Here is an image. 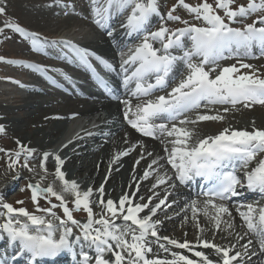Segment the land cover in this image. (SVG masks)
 I'll return each instance as SVG.
<instances>
[{
  "label": "snow or ice",
  "instance_id": "obj_1",
  "mask_svg": "<svg viewBox=\"0 0 264 264\" xmlns=\"http://www.w3.org/2000/svg\"><path fill=\"white\" fill-rule=\"evenodd\" d=\"M53 3L74 11V6L70 2L53 0ZM234 3L235 0H215L213 7L207 0H201L196 5L186 3V0H177V4L168 11L167 19L180 21L184 27L169 29L161 24L156 31L150 32L148 27L151 19L160 16L158 0H89L92 22L106 32L109 38H113V43H116L115 29L109 30L112 28L111 22L128 9L130 12L120 25L125 30L124 35L133 37L143 33L141 42L129 50L127 59L121 63L124 85L128 86L133 82L135 84L130 90L131 96H148L154 89L166 86V78L173 72L177 61L186 64L187 75L167 95L149 99L137 104L135 108L130 100H124V119L144 136L154 137L159 131L173 138L169 141L172 145L171 150L169 151L167 147L164 150L167 154V163L175 169V178L180 183L185 184L196 177L210 182L207 189L202 191L205 197L203 206L201 207V202L198 200H192L189 205L192 219L200 232L204 231L199 223L200 213L209 218L216 230H220L222 224H225V230L234 227L232 222L223 220L225 214L231 216V211L223 201L241 196L242 192L238 189L246 187L264 194V158H261L251 170L243 172V182L235 171L237 163L247 168L258 152H264V129L256 128L254 124L251 130L225 127L218 134L205 136L193 144L190 142L194 134L193 130L184 125L202 121H221L224 117L220 114L209 115L207 112L204 114L197 112L193 119L184 116V119L179 121L180 126L173 123L171 127L166 123L156 124L154 121L161 119L175 121L182 114L200 109L202 105L205 108L208 105L235 107L237 104H242L245 108H251L255 104L264 105V76L257 74L252 64L237 61V64L218 70L214 67L205 69L206 65L226 59V53L251 56L255 48L264 55V15L257 16L252 23H246L243 27L231 26V23L239 18L264 12V0H248L246 5L242 4L236 8L231 7ZM177 6L194 14L195 19L204 22L203 25L191 24L186 20L182 21L180 16L173 15ZM217 9L223 10L224 15L218 14ZM4 14L6 9L0 6V15ZM5 28L20 34L37 53L48 55L49 48L59 47L60 52L57 53L56 58L75 63L93 73L95 68L92 59L106 70L112 68L107 60L70 40H48L10 20L4 22L0 32ZM156 43H159L160 47H155ZM174 51H182L183 54L177 56L173 54ZM193 57L200 59L194 62ZM0 61L31 69L35 73L42 74L53 84L56 80L48 75L49 71L58 72L65 79H70L62 70L49 69L40 63L6 59L4 56H0ZM129 65L133 66L131 71L127 67ZM241 69L251 71L242 72ZM217 71L218 74L214 77L210 75ZM153 77L154 82H151ZM94 79L100 86L108 87V82L98 75H94ZM16 83L20 82L16 81ZM21 87L25 85L21 84ZM223 111L228 112L229 109L224 108ZM4 131L3 125H0V133ZM16 143L19 149L15 152V156L19 157L24 153L25 163L22 166L28 168L27 157L32 156L35 150L21 144L19 140ZM130 151L131 148L118 152L112 157V162L127 156ZM151 155L148 153V156ZM50 156L54 159V175L61 182L62 191L57 192L52 184L42 187L39 181L34 184L29 183L26 187L31 190V200L37 205V211L55 217L59 223L54 224L44 216L29 212L24 207H14L11 203L0 199V216L5 217L0 223V240L7 238L8 246L13 249V255L6 259L4 264H10L21 256L24 257L25 264H34L38 259H54L65 250L77 256L80 264H93V261L94 264H251L252 256L258 253L264 254V206L241 204L236 207V212L248 230L244 235L254 234L258 249L253 248L252 240H248L240 245L241 250L233 251L237 247L236 244L227 246L216 244L201 235L197 236L195 243L187 239L181 242L175 238L160 236L158 230L160 221L153 219L157 211L166 204L167 195L153 204V197L157 195L153 191L152 195L146 198L148 202H137L133 199L139 195L140 185L137 182L136 191L124 193L119 197L118 202H114L111 198L105 201V187L101 184L95 192L99 194L100 199L97 203L102 207L103 214L96 218L91 207L93 188L88 187L87 190L81 191L75 180L66 179V174L62 171L65 161L59 154L43 153L39 166L45 173L47 172L45 163ZM142 159L143 156L136 161V165H139ZM159 160L160 157L152 159L139 179L147 180L155 171L154 166ZM17 163L18 160L10 159L8 167L14 169ZM29 170L31 171V168ZM13 179H19V175ZM107 179L108 177H105V180ZM167 179L169 178L166 175L157 174L152 189L164 184ZM63 193L73 195L75 209L83 208L87 213L86 222L81 223L74 219ZM39 197L48 200L50 204V198L55 197L59 204L42 209L38 204ZM139 199L143 201L145 198ZM217 201L221 202L217 203ZM16 203L22 204L23 201ZM56 207L62 209L66 220L56 216L53 211ZM118 219L124 223L118 224L116 222ZM67 222L77 226L80 233L74 234L73 229L67 226ZM57 228L60 229L58 238L54 235ZM235 235L237 241L244 239L239 233ZM75 245L79 246V253L74 251ZM153 245L170 254V258L158 255L149 258L148 254L153 253ZM198 247L201 250H196ZM173 248L186 250L191 256L183 251L172 250ZM106 253L110 254L108 258L105 257ZM260 264H264V261Z\"/></svg>",
  "mask_w": 264,
  "mask_h": 264
},
{
  "label": "rangeland",
  "instance_id": "obj_2",
  "mask_svg": "<svg viewBox=\"0 0 264 264\" xmlns=\"http://www.w3.org/2000/svg\"><path fill=\"white\" fill-rule=\"evenodd\" d=\"M81 1L82 0H64L65 3L70 2L74 6V12L77 13V15L80 17L83 16L85 12L84 9L83 8L81 9L80 7ZM207 1H210L211 3L215 2L214 0H207ZM239 1L241 2H239L238 4H244L243 0H239ZM200 2L201 0H186V3L192 5L199 4ZM158 4L161 11L165 14L167 13V11L173 8V5L177 4V0H159ZM0 6H3L6 9V14L0 15V26L5 21L10 20L12 22L15 21L21 23L33 31L41 32L47 35L63 34L66 31L71 30L72 32L76 33L75 36L79 37V39H81L86 46H91V47L98 46L97 41L99 40V36L95 35V33L92 32L90 26L85 22H79L77 18H75L74 20L73 18H69L68 17L69 13L70 12L72 13V10L65 9L62 5L58 6L54 4L53 0H0ZM173 13H175V15L178 16L180 15L182 18L181 20L183 21L186 20L189 23L196 22L193 19V16L181 6H177ZM259 15H261V12L257 16ZM256 17H254V19ZM169 23H173L174 27L184 26V24L179 23V21H169L168 24ZM73 28L74 30H72ZM27 49H28L27 44L21 41V39H19L15 34H12L9 31H3L2 33H0L1 55L23 57L29 54ZM48 52H49L48 53L49 56L47 57L41 56V58H45L46 60H49L50 61L49 66L52 69H60L63 72H65L67 66L64 62L56 58L57 56L55 54L52 53L53 47L49 48ZM33 57L38 58L39 54L34 53ZM252 65L257 70V74L264 76V72L261 71L264 66V60H261V62L252 63ZM241 71L249 72L251 70L246 69ZM0 72L2 77L0 78V125H3L5 129L4 131L5 133L2 134V137L0 136V143L1 142L3 143L2 145H0V149H3V151H0V193L5 192L6 194V191L8 190L7 188H9L8 185L11 184L12 182L16 184L13 191L8 192L7 195L5 196H0V199H2L4 202L11 203L14 207H24L29 212H32L36 215L44 216L45 219L52 220L54 224H58L59 221L56 220L55 217L50 216L42 211H37V205L34 204L33 201L31 200V192H29L26 185L29 182L36 183L37 181H39L42 184L41 185L42 187H47L49 184H52L57 192L62 191V187L58 186V179H56L54 175V170H55L54 160L51 158V160L46 161L45 163V167L47 168L46 173L40 168L39 165H40V160L43 158L44 152L51 151L52 148H55L57 144L63 141V139L68 138L66 140H69L70 138V140H72L74 138L72 136L75 135L77 136L79 134V131L76 132L74 135L73 133H70L72 131L71 126L73 125L75 119V115H73L75 109L71 108L73 106V105L71 106V104H74L75 102L68 100L64 101L62 99L61 101L63 103L65 102V104L63 103L58 104V100H57V104H54V102H51L54 100L53 98L56 95L58 96L61 95L50 89L46 84L40 82L39 79L34 77V75L31 72H28L27 70H26V74H22V72L18 68H15L14 66L9 67V66L0 65ZM56 73L60 75L58 72ZM7 75H11L19 79L20 77L23 78L17 80L20 83H16V84L9 83L4 81V77ZM31 75L32 77L28 79V76ZM21 84L25 85V87H21ZM32 86L37 87L42 91L33 90L31 89ZM69 102H70L69 106H66V104ZM75 107H77L78 109V111L76 112L82 113V111H80L79 108L80 107L84 108L83 104L80 107L79 104H76ZM230 109H235V108L231 107ZM233 111H237V110H233ZM202 112L203 111H200V113ZM226 113L227 112H224L223 109H220L215 112H210L209 114L225 115ZM230 113L231 111L229 110L228 114ZM98 114L100 115V113ZM221 121H217V122L209 121V123H207L208 122L207 121L205 122V124L203 123L202 127H204L209 131H212L214 130L213 124L216 123L217 126L216 125L215 126L220 127L221 124L223 123ZM51 130L55 131V134H53L54 136L47 134ZM113 137L114 136H112V138ZM17 140H19L21 144L35 150L32 156L27 157L26 162L29 165L28 168L22 166L25 163L24 153H22L19 157H16L15 155L10 156V154H7V150L14 149L15 151H17L19 147V145H17L16 143ZM113 141L114 140L104 143L106 145L101 144V147L104 146L103 148L100 149L101 152H107L110 154L111 149H108V147L110 144H112ZM152 143L154 144L155 142ZM100 150L95 152L94 155L88 156V159L89 160L95 159L96 156L98 155V152H100ZM10 159L18 160V163L16 164L14 169L8 167ZM81 160L85 161L84 159ZM74 166L75 163H69V164L65 163V165H62V169H64L65 171V169L67 168V172L69 173L67 175L70 176L72 180H75L76 182L79 181V186L81 191H85V189L87 190L88 187L85 188L84 185L88 184L89 187L91 185L94 187L97 185L96 184L97 182L101 181L102 178L101 169H104V167L100 169V167L98 166L97 169L95 170V173L90 169V167L87 168L86 173L89 172L88 173L89 178L87 180V178L85 177V171H83V169L82 171H79L80 174L82 173L80 175L79 172H76L77 171L76 168L73 171L72 168ZM29 168H31V171L29 170ZM116 172L118 171H115V173ZM49 173H51L50 175L53 176L46 175L44 177L45 174H49ZM108 173L109 170L107 169V172L105 173L106 177L108 176ZM17 175H19L18 181L17 179L16 180L13 179V177H16ZM118 175L119 172L116 173L114 178L109 179L108 185L111 186L110 188L114 192L111 191L110 189L108 193L105 192V196H104L105 200L108 197L112 198L113 196L115 197L121 196L120 191L118 195L113 194L118 192L116 188L118 181L115 180L114 183V179H117ZM44 179L46 184L43 181ZM85 179L88 182H84ZM51 180L53 182H51ZM63 194L67 202L74 200V197L71 193H63ZM96 198H98L97 194H96ZM50 199H51V204L48 202V200H45L43 197H39L38 198L39 207L43 209V208L52 207L53 204L56 205L59 204V201H57L55 197H51ZM17 201H23V203L17 204L16 203ZM144 202L145 203L148 202L146 198L144 199ZM98 206H95V208L96 207L100 208V206L99 207ZM53 211L55 212L57 217L66 220V218L61 212V208L56 207L53 209ZM101 214H103V212ZM4 219L5 217L0 216V221H3ZM76 220L80 221L81 223L85 222L84 219L81 218H77ZM69 223L71 222H67V224ZM71 228L73 229L74 234L78 235L80 233V229L77 226H73ZM215 231L216 229L213 228L214 235L217 234L219 237L221 234L223 236L220 230H217V232ZM183 235L186 234L184 233ZM241 235L244 236L245 240L248 239L247 236L244 235V233H241ZM223 240L230 241V238ZM233 240H236L235 237ZM239 250L241 249L239 248Z\"/></svg>",
  "mask_w": 264,
  "mask_h": 264
},
{
  "label": "bare ground",
  "instance_id": "obj_3",
  "mask_svg": "<svg viewBox=\"0 0 264 264\" xmlns=\"http://www.w3.org/2000/svg\"><path fill=\"white\" fill-rule=\"evenodd\" d=\"M119 34L114 38L115 40L117 39ZM123 37L124 36L120 38L121 41L119 43H113V39L109 38L108 36L107 39H105L107 42L108 41L112 42V46L109 50V54H107L106 56L114 64L113 69L115 73H117L119 69H121V63L126 58V55H124L125 52L117 53L118 50L120 49V45L123 43V39H124ZM232 58L237 60H246V61L249 60V61H254V63H257V62H261V60H264V55H261L260 51L254 48L251 56H244L243 54H233ZM96 99H98V101L101 99L100 102H96V103L100 104L101 106H103V108L107 109L106 116L102 120V123L98 125L99 127L98 136L103 137V141L101 143L103 142L106 143V142H110L111 140H114L112 144H110L111 147L110 145L108 147V149H111V153L109 154L107 152H101L100 149L102 147L100 142L99 144L96 142L94 145L88 146V149L85 152L83 151L81 153L76 152V150L79 148L78 146H76V149L74 150L72 149V145L67 146L65 150L60 151L59 155L61 156L62 159H64V161L67 164L68 162L75 163V166L72 168L73 171L75 168L77 170L76 172L82 171L83 169V171H85V177L88 180L89 172L86 173L87 168L90 167V169L95 173V170L97 169L98 166L100 167V169L104 167V169H101L102 176L98 175L102 177L101 181L96 183L97 185L93 187L94 190L98 189L99 186L102 184V182L105 180L106 177L105 173L107 172V169L109 170L108 173L109 179L115 177L116 175L115 171H119V175L116 179L118 181L116 188L117 190H119L118 189L119 186L123 185L122 189L119 190L121 195H123L126 192L136 191V185L137 182H139L140 185L139 195L138 197L133 198L137 202L144 201V200L141 201L139 199L141 197V194L143 195L142 197L147 198L148 196L152 195L153 191L157 193V195L153 197V204L159 202V199H164L165 195H167L166 204L162 206L161 209H159L156 215L153 217L154 220L160 221V224L158 226L160 236H166L165 234H167L168 237L175 238L181 242L187 239L188 241L195 243L197 236L201 235L203 236V238L208 239L216 244H220L224 246H227L229 244H237L236 249H234L233 251L239 250L240 245L243 244L244 242L243 240L237 241L235 234L239 233L241 235L240 230L245 229L244 228L245 225L241 222V218L236 212V207L238 206L236 205L237 203L231 202V205H228V208L231 211V216H228L227 214L223 216L224 221H230L233 223L234 227L232 229L225 230L226 226L225 224H222L220 231L223 234V236L220 234V236L218 237L217 234L214 235L213 232L214 227L213 224L209 222L208 220L209 218L205 217L202 213H200V215H198L199 223L201 225V228L204 229L203 232H200L196 227V222L192 219V211H191V207L189 206L192 200H189V198L186 195H181L179 193V190H176V184L174 182L175 169L170 170L169 166H167L168 164L166 159L167 154L165 153L164 149L165 147H167L169 151L171 150L172 145L169 141L173 138L167 137L166 134H164L163 137L156 142L157 144L153 145L151 143V140L139 136L137 137V134L133 132L134 131L133 129L121 123V118L125 110V105L123 103L120 102L108 103V101L105 100L104 95L98 96V98L96 97ZM81 103L84 105V108H81L79 106L80 107L79 110L82 111V113L88 114L96 110V106H93L94 104L85 101ZM63 104H65V102ZM69 104L70 102L67 103L66 106H69ZM71 106H72L71 108L75 109L74 112L78 111L77 107H75L76 106L75 103L71 104ZM241 106L243 105H238L233 107L235 109H239L240 111H236L233 113L231 112L230 114L227 115H222L224 119L221 122L223 123L221 124L220 127H216L217 125L216 123H214L213 124L214 130L212 131H209L204 127H202L203 125L202 123L194 124L192 127L189 128L192 129L194 133L190 142L194 144L197 140L204 138L205 136L216 135L219 133V131H221L225 127L251 130L254 124L256 128L264 129V105L260 106L258 104H255L251 108H245ZM207 113L209 114L208 111ZM205 122L207 121H204V124ZM107 132L110 133V137L108 138H106V136H103ZM47 134L54 136L53 134H55V131L51 130ZM112 136L114 137L112 138ZM78 144L79 143H75V145ZM129 148H131V151L127 156L120 157L118 161L112 162V157L114 155H116L120 151H124ZM99 150L100 152H98V155L96 156L95 159L93 160L88 159V156L94 155L95 152ZM148 153H151L152 155L148 156ZM141 156H143V159L140 161L139 165H136V161L140 159ZM157 157H160V160L158 164L154 166L155 171L152 173L151 176H149L147 180H140L139 178L143 175V172L147 168V165L151 162L152 159H156ZM81 159H84L85 161H82ZM110 164H111V169H109ZM62 171H64V169H62ZM157 174L162 176L166 175L169 179H167L164 184L157 186L155 189H152V185L156 182ZM133 177H135L136 179L134 180ZM66 179L72 180L71 177L68 175L66 176ZM109 179H108V183H109ZM51 182L53 181L51 180ZM84 182H88V181H86L85 179ZM58 186H61V182L59 180H58ZM84 186L85 188L89 187L88 184ZM104 187H105V192L107 193L109 192V189L113 191L110 188L111 187L110 185ZM96 194L99 195L98 193ZM119 197L120 196L118 197L113 196L111 199H113L114 202H118ZM109 198L110 197L106 199ZM200 202L202 207L203 201ZM253 205L260 206L256 203H253ZM183 206L184 208H181ZM116 222L124 223L120 219H118ZM175 222H179L178 226L174 225ZM215 232H217V230ZM58 233H59L58 231H55L54 233L56 238ZM184 233L186 235H183ZM229 233H231V235ZM234 237L236 240H233ZM228 238H230V241L223 240ZM216 239L218 240V242ZM252 241H253V246L255 245V249H258L256 238H254L253 236H252ZM172 250H179V249L173 248ZM196 250H201V248L198 247ZM179 251H183L185 254L191 256V254L187 253L186 250H179ZM204 251L209 252L211 250H204ZM148 255L149 258H151L153 255H158L160 257L168 256V258H170V254L164 253L156 245L153 246V253H150ZM108 256L109 254L106 253L105 257L108 258ZM256 257L262 259L264 257V254L258 253L256 256H252L251 260H253ZM262 261L264 260H261L260 262Z\"/></svg>",
  "mask_w": 264,
  "mask_h": 264
}]
</instances>
